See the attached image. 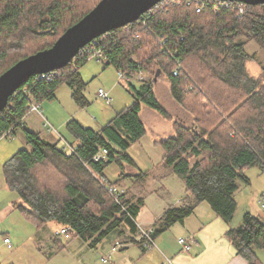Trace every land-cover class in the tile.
Here are the masks:
<instances>
[{
  "label": "trees",
  "instance_id": "trees-1",
  "mask_svg": "<svg viewBox=\"0 0 264 264\" xmlns=\"http://www.w3.org/2000/svg\"><path fill=\"white\" fill-rule=\"evenodd\" d=\"M99 1L0 0V63L9 58L7 64H0V74L15 62L50 48ZM230 5L243 6L244 13L239 15L234 6L218 13L210 7L196 13L193 5L178 1L153 10L151 15L144 13L138 23L100 38L105 67L132 78L140 71L149 72L151 62L154 77L161 72L169 79L171 97L190 116L189 125L176 121L175 135L157 145L164 153L163 164L184 183L191 198L185 201L187 205L164 212L156 228H150L153 241L203 202L230 223L236 210L234 194L240 184L249 185L244 172L253 167L264 172V85L250 76L247 63L254 56L246 51L247 42L241 41L248 38L264 51V5ZM159 38L166 42L160 45ZM143 40L151 43L155 52L146 64L128 54ZM42 43L46 44L40 47ZM87 61L77 54L71 63L53 72L49 82L36 76L19 87L0 112V138L7 132L4 138L10 137L20 127L30 101L36 105L52 101L62 85L73 90L72 98L78 105L86 107L82 95L86 83L79 69ZM178 65L180 70L174 76ZM153 80L145 79L139 88L132 89V103L99 130L69 121L66 132L79 144L74 153L23 130L31 151L19 150L4 162L2 184L17 195L13 209L37 231L55 223L60 227L57 236L79 239L90 249L113 234L117 241L111 249L121 244L117 251L124 246L119 237L138 232L135 220L142 202L131 204L123 193L120 207L102 185L120 188L121 181L108 183L103 172L113 162L133 166L127 151L146 135L140 119L142 106L168 116L154 95ZM238 110L247 115L236 119ZM102 149L107 151L105 159L93 161ZM42 167L50 169L44 183L34 174ZM140 237L144 249L154 246L142 238V233ZM227 237L238 255L249 264H258L255 251L264 249V222L260 218L245 213L241 225L230 229ZM53 242L60 244L56 236ZM102 259L106 262L110 257Z\"/></svg>",
  "mask_w": 264,
  "mask_h": 264
},
{
  "label": "rangeland",
  "instance_id": "rangeland-1",
  "mask_svg": "<svg viewBox=\"0 0 264 264\" xmlns=\"http://www.w3.org/2000/svg\"><path fill=\"white\" fill-rule=\"evenodd\" d=\"M167 16H169V14ZM51 39L52 38H50L48 41ZM241 41L247 42L245 49L248 53L253 54L254 56V60L247 63V69L250 76L259 79L264 85V51L261 50L255 42L248 38H242ZM45 44L46 43H42L40 47H43ZM128 54L138 63L141 61L140 59H142L146 64L147 61H150V57H154L155 52L153 45L146 40H143L142 43L137 45L135 50L128 52ZM8 60L9 58L0 64H7L9 62ZM147 66H151L149 68V72L145 73L140 71L142 73L141 76H146V78H143V80L154 79L153 91L156 99L161 104L162 109H164L168 114H178L180 122L183 120L185 125H189L190 121L186 116V113L180 109L179 106L178 109L175 108V105L172 106L170 100L171 87L169 79L161 72L158 73L157 77H154L155 67L151 65V62ZM79 72L81 74L82 80L84 83H86V87L82 91V95L87 103V106L84 108H79L76 106L77 111H79L78 116L82 115L84 120L89 122L90 127L94 130H97L106 122V118L109 116L113 108L118 111L119 108H122L131 102V96L129 92L132 90L130 85L126 84L124 81L118 82L117 72L111 67H105L104 63L102 62H97L96 60L90 59L80 69ZM137 75L139 74L136 73L134 76L137 77ZM137 83L138 82L132 81V84L134 85H137ZM98 89L108 92L110 98L113 100L111 105L105 104L97 97ZM69 100L71 101L70 90L68 87L62 86L57 91L56 101H43L39 104V108H41V114L39 116L41 122L38 123L37 121L36 126L37 128L40 127L39 130H41L40 134L42 136H46V134H44L46 133V129H51L52 127L63 136L66 135V132L63 129L55 126L53 122L47 117L45 106H47V108L50 109L52 113L56 114L57 117H60V113H62L63 110L69 112ZM67 104L69 105L68 107ZM81 111L83 112L81 113ZM144 113L149 112H143V116H145ZM244 115H247V113L238 110L236 119H239L240 116L244 117ZM95 118L97 122H91V119ZM144 119L146 120V117H144ZM165 122L168 125V122ZM146 124L147 133L145 138L141 142L132 145L127 151V155L133 161V165L138 168L140 173L148 172V175L137 177L134 175V173L138 174L139 172H134V167H131L130 169L128 167L129 165L126 163H121L120 165L116 162H113L109 164L103 172V176L108 183H112L119 178H122L124 181L123 184L127 186L132 185L133 188L136 187L139 190L147 189V187H151L152 185H157V174H159L161 169L160 165L162 164L161 156L163 151L159 146H155L153 142L154 140L171 136L173 133L169 135L160 134L157 132L158 129H156L150 122L148 123L146 121ZM17 136L20 135L18 134ZM13 141L14 140H12V138H7L0 141V183H3V162L10 158V156L14 154L19 148H21L19 147L18 141H16L13 146H9L11 143H13ZM11 150L15 151L10 155ZM26 150H30V147H28ZM49 171V168L42 167L34 170V174L37 176V178L39 177L41 179L42 183H44L49 176ZM130 171L132 172L131 174L129 173ZM121 174L124 176L121 177ZM244 174L249 178V185L241 186V188L234 194L236 210L233 221L235 224L239 225L242 222L244 214L250 213L253 216L260 218L264 222V209L261 208L259 199L261 190L264 189V172L259 167H253L246 170ZM178 179L179 178H175V182H171L170 185H179L181 181ZM4 191V194H2L0 191V261L2 264H130L129 259L127 258L126 260V254L123 251L114 254L109 262H101L100 259L102 255L106 254L104 249L106 247L108 248L109 244L113 243L116 238L113 234L110 235L108 239L104 240L101 245L97 247V249H90L79 239L69 242L67 246L61 248L53 242V238L55 237L54 232L59 231L60 227L55 223L50 222L46 224L41 229V231H37L33 225L23 220L24 217L19 212L12 211V203L14 202L13 200L17 199L16 193L10 192L8 190ZM4 195L7 196V201H2ZM139 197L143 198L145 195L142 194ZM9 207H11L10 210L7 209ZM5 209L7 210L4 211ZM22 225L24 227H22ZM10 229H13L12 232H10V243L12 248L7 249L6 246L2 244L1 233L8 232ZM58 239L61 245H64L68 242V238L62 234L58 237ZM117 257L118 259L116 260ZM121 259H124L126 262L121 261Z\"/></svg>",
  "mask_w": 264,
  "mask_h": 264
},
{
  "label": "crops",
  "instance_id": "crops-1",
  "mask_svg": "<svg viewBox=\"0 0 264 264\" xmlns=\"http://www.w3.org/2000/svg\"><path fill=\"white\" fill-rule=\"evenodd\" d=\"M80 69H79V71H80ZM116 72H117V78H118L117 81L118 82L124 81L126 84L130 85L131 90L139 88V86L142 84L143 78H146V76H143V77L141 76V74H142L141 72L138 73L139 75H137V77L133 76L132 78H128L118 71H116ZM79 74H80V72H79ZM122 75L124 77H122ZM80 76H81V74H80ZM138 78H142V79L139 80ZM132 81L138 82L137 85L132 84ZM156 83H157V81H156ZM62 86H66V85H62ZM62 86H60V87H62ZM60 87L57 89V91L60 89ZM66 87H68V86H66ZM69 90H70V97H71V101L69 100V104H70L69 112H67L66 110H63L62 113H60V117H57L56 114L52 113L51 110L48 109L47 106H45L47 117L50 119V121L53 122V124L55 126L63 129L65 132H66L65 126L71 120L77 121L80 125H82L85 128L92 129L90 127L89 122L84 120L82 115L78 116L79 111H77L76 106H78L79 108H84V107L78 105L73 100V98H72L73 90L70 88H69ZM57 91L55 92V99L52 101H56ZM129 94L131 96V102L128 105H130L133 101V96H134L133 90L130 91ZM170 97H171V93H170ZM170 100H171L172 106L175 105V108H177V109L179 106V108L182 109V107L177 102H175L172 97ZM72 102H74V103H72ZM111 102H113V100H111ZM73 104H75V105H73ZM107 105H111V103L107 104ZM128 105H126V106H128ZM68 106L69 105L67 104V107ZM126 106L119 108L118 111H116L115 108H113L111 113L109 114V116H107L106 122L105 123L102 122L104 124L101 127L105 126L106 123H108L110 120H112L115 117V115L119 111H121L123 108H125ZM160 106H161V104H160ZM40 109L41 108H39V113L30 112V111H28L26 113V115L22 118V120L20 122V127L15 129L13 131L12 135H10V137H7V138H12V140H14L13 143H11L9 146H13L15 144V142L18 141L19 147H21V148H19L17 151L28 149V147H30V146L26 143L24 136H23V130H26V131L38 134L40 138L44 139L45 141H47L49 143L57 144L58 147H60V148L63 145V143H66L75 151L76 147L79 144L77 142L73 141V139L69 136V134L67 132H66V135L63 136L61 133H58L52 127L51 129H48V128L46 129V133H44V134H46V136H44V135L42 136L40 134L41 133V130H39L40 127L37 128V126H36L37 121H38V123L41 122V119L39 117L41 114ZM150 110L151 109H149L145 106H142L141 110H140V119L142 120V122L144 124L146 133H147L146 121L148 123L150 122L156 129H158L157 132L160 134L169 135V134L173 133L171 136H168L166 138L154 140V142H153L154 145L158 146L157 145L158 142L165 140V139H168L170 137H173L175 135L174 123L176 121L180 122V119L178 118V114H175V113L173 115L168 114L164 109L163 110L168 115L167 117H163L162 115H160L156 111H154V110L150 111ZM72 111H75V112H72ZM183 111L186 113V116H187L188 115L187 112L185 110H183ZM82 112L83 111H81V113ZM85 112H87V111H85ZM143 112H149V113H144L145 116H143L142 115ZM144 117H146V120L144 119ZM187 117H188V119H190L189 118L190 116H187ZM173 118H175V119H173ZM165 121L168 122V125L166 124ZM91 122H94V123L97 122L96 118L91 119ZM46 127H47V125H46ZM99 129H97V130H99ZM37 131H39V132H37ZM18 134L20 136H17ZM145 136L139 142H141L145 138ZM7 138L0 139V141L5 140ZM14 151L15 150H11L10 155L12 153H14ZM26 151L30 152L31 147H30V150H26ZM67 153H69V151H67ZM70 153H72V152H70ZM14 154H12L10 156V158ZM163 156H164V153L161 156V160H162ZM10 158H8V159H10ZM7 160H5L4 162H6ZM4 162H3V164H4ZM161 163L162 164L160 165L161 166L160 172H159V174H157V177H158L157 185H152L151 186L152 188L147 187V189L139 190L136 187L133 188L132 185L127 186V185L123 184L124 181L122 180V178L118 179L121 181L120 182V188L123 190L126 200H128L131 204L137 203L138 201L142 202V205L139 208V213H138V216H137L135 222L138 225V228L141 227L144 230L149 229L151 227L156 228V225L159 223L161 217L163 216L164 212L167 209L185 206V205H187V203H185V201L188 200L189 198H191L189 193L186 192V187H185L184 183L180 179H178L181 181V183L179 185H170L171 182H175L174 180L177 177H175L171 173V170L169 168H167L163 164V162H161ZM127 165H129V164H127ZM128 167L130 169H131V167H134V169H135L134 172H139L138 168L135 165H133V166L129 165ZM129 173L131 174L132 172L130 171ZM145 173H148V172H145ZM140 174H141L140 172L138 174L134 173V175L137 177H140L141 176ZM123 176L124 175L121 174V177H123ZM1 185H2V183H0V191L2 192V194H4V192H5L4 190H6V189L3 187V185L2 186ZM243 185L244 184H240L239 189ZM263 191H264V189L261 190V193ZM261 193L259 195V199H260ZM142 194L145 195V197L140 198L139 196ZM7 200H8L7 196L4 195L2 201H7ZM13 201L15 202L16 200H13ZM14 202L12 203V205L14 204ZM10 208L11 207H9L7 209L10 210ZM7 209H5L4 211H6ZM12 211L17 212L13 209V206H12ZM233 219L230 223L225 222L221 217L217 216L206 203L203 202V203L196 205L193 212L190 215H188L187 217H185L182 222L173 224L168 229H166L164 232H162L161 234L156 236L154 238V246H151L149 248L144 249V246L142 244H140V242H139L140 231L138 229V232L135 235H131L130 233L125 232L124 235L119 237V238H121V241L124 242L123 243L124 246L117 252L123 251L126 254V260L128 258L130 261V264L131 263L132 264H163L165 262V258L169 259L171 264H249L243 257L238 255V253H237L236 249L234 248L233 244L231 243L230 239L227 237V232L230 229H235L241 225V224H239V225L235 224ZM23 220H25V219L23 218ZM26 222H28V221H26ZM22 227H24V226L22 225ZM12 230L13 229H10L8 232L1 233L2 244L5 245L7 249L12 248L11 243H10L11 242L10 232H12ZM57 232L58 231H55L54 235L58 238L59 236L56 235ZM180 238H183L186 240L187 243L185 244V246L188 245L191 247L190 252H185L183 249L184 247L178 243V240ZM4 239L9 240L8 244H10V247H8V244L4 243ZM116 239L117 238H115V240ZM69 240L70 239L68 238V242L66 244L62 245L63 247H61V243L57 244V245L60 246L61 248H64L65 246L68 245L69 242H72L71 240L70 241ZM115 240H114V242H115ZM113 243H110L108 248L106 247L104 249L106 254L102 255L101 259L103 257H106V256H109L110 259L106 262H103V263L109 262L111 260L112 256H114V254L117 253V252H115L113 254L111 253V247H112ZM100 245H98L97 247H99ZM95 249H97V248H95ZM255 254H256V259H257L258 264H264V249L256 250ZM117 259H118V257L116 258V260ZM121 261L126 262L124 259H121Z\"/></svg>",
  "mask_w": 264,
  "mask_h": 264
},
{
  "label": "water",
  "instance_id": "water-1",
  "mask_svg": "<svg viewBox=\"0 0 264 264\" xmlns=\"http://www.w3.org/2000/svg\"><path fill=\"white\" fill-rule=\"evenodd\" d=\"M161 0H100L77 23L67 28L53 45L38 51L0 74V112L8 99L28 80L64 68L79 50L108 32L135 23ZM264 5V0H214Z\"/></svg>",
  "mask_w": 264,
  "mask_h": 264
},
{
  "label": "built area",
  "instance_id": "built-area-1",
  "mask_svg": "<svg viewBox=\"0 0 264 264\" xmlns=\"http://www.w3.org/2000/svg\"><path fill=\"white\" fill-rule=\"evenodd\" d=\"M178 1H184L187 5H193L195 8L196 13H201L204 11L205 8L210 7L213 11V13H218L221 9H227L228 7L234 6V5H230V4H234V3H238V2H222V1H214V0H161L158 4H156L152 9H150L149 11H147L146 13L148 15H151L152 11H157L160 10L162 8H164L165 6L169 5V4H175ZM234 9L237 11V13L239 15H242L244 13V8L241 5H235ZM144 15V14H143ZM143 17H140L138 19V21H136L135 23H138ZM133 24V23H132ZM142 25H145L144 23ZM102 37V36H101ZM101 37L97 38L96 40H92L89 44H87L86 46H84L83 48H81L78 52V54H81L82 56L87 57L88 60H96L97 62H104L105 61V55L103 52V48L101 47ZM136 37H138L136 35ZM160 40H158V43L160 45H162L164 42H166L165 38H159ZM180 70V67L178 65V68L173 72V75L176 76L178 74V71ZM53 72L52 73H47V74H43V75H39L38 77L40 79H45L46 81H50L53 78ZM122 77H124L122 75ZM139 80H141L142 78H138ZM97 96L98 98L102 99L106 104H110L111 103V98L109 96V94L102 90L99 89L97 92ZM26 97V96H25ZM27 98V97H26ZM28 111L30 112H37L39 113V106L34 104L33 102H29L28 103ZM9 132L5 133L3 138L5 136H8ZM61 149L64 151H69L74 153L75 151L66 143H63V145L61 146ZM107 154V151L105 149H102L101 151L98 152V154H96L93 157V161L97 162L100 160H104L105 156ZM104 187V190L106 191V193L114 200L115 203H117L120 207L122 206V200H121V196L124 193L123 190L117 186H112V185H102ZM260 206L262 209H264V192L261 194L260 196ZM140 233H142V238L146 240V242L149 245H154V241L152 240V229H142L141 227H139ZM141 239V237H140ZM6 243H8V240H5ZM178 243L180 245H182L184 248L185 252H190L191 251V247L185 244L187 243L185 239L180 238L178 240ZM121 247L120 243H116L114 245V247L111 249V253L116 252L119 248ZM107 259H109V256L106 258H103V261H106ZM163 264H171L169 259L165 258V262Z\"/></svg>",
  "mask_w": 264,
  "mask_h": 264
},
{
  "label": "bare ground",
  "instance_id": "bare-ground-1",
  "mask_svg": "<svg viewBox=\"0 0 264 264\" xmlns=\"http://www.w3.org/2000/svg\"><path fill=\"white\" fill-rule=\"evenodd\" d=\"M109 33V32H108ZM107 34V33H106ZM0 139H3V137H1Z\"/></svg>",
  "mask_w": 264,
  "mask_h": 264
}]
</instances>
